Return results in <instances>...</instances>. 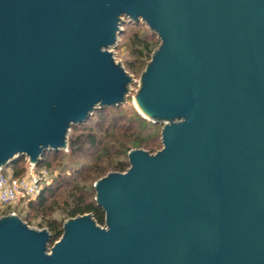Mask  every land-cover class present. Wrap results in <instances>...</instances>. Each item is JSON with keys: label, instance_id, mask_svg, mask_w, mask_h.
Instances as JSON below:
<instances>
[{"label": "water", "instance_id": "1", "mask_svg": "<svg viewBox=\"0 0 264 264\" xmlns=\"http://www.w3.org/2000/svg\"><path fill=\"white\" fill-rule=\"evenodd\" d=\"M123 17L160 41L133 101L162 147L95 181L105 226L68 218L50 246L0 216V264H264V0H0V167L126 102Z\"/></svg>", "mask_w": 264, "mask_h": 264}, {"label": "rangeland", "instance_id": "2", "mask_svg": "<svg viewBox=\"0 0 264 264\" xmlns=\"http://www.w3.org/2000/svg\"><path fill=\"white\" fill-rule=\"evenodd\" d=\"M122 19V33L118 35L115 45L109 49L116 61L126 69L132 78V82L127 87L126 102L120 104L119 107H105L102 111H96L98 110L96 109V112L94 111L82 124H76V128L74 129L70 128L67 136V145L55 155L51 151L48 152L51 153L47 156L51 162V169L48 171L50 182L56 177H64L70 184L77 183L89 189L91 186H94L98 178L113 171L112 168H108L104 174L99 176L92 169L90 170L89 167L96 165L100 167L101 165L104 166L109 160L116 161L122 159L127 161L128 152L125 153V150L129 151L137 148L134 145L136 139L142 141L140 143V148L142 149L147 150V143L153 146L152 153H155L162 147L161 129L163 124L160 122L154 123L148 118L143 117L136 109L133 101L139 88L141 73L150 60L147 59L144 66L136 61L137 59L133 55V38L136 32L145 35L147 40L150 39L153 42L154 50L159 45V39L141 20L138 21V24L134 25L129 22L128 18L123 17ZM133 63L134 68L132 69L129 65ZM135 113L145 118L149 122L148 125L145 127L141 126L139 121H136L133 117ZM87 133L96 136L99 139V143L91 145L83 141L86 139L84 136L78 143H75L73 148L69 146V141L74 139L75 136H83ZM102 147L105 149L103 150ZM27 163L28 158L24 156L20 164L24 167L25 165L27 166ZM1 168L3 171H11L9 166H2ZM87 169L89 171H86ZM24 170L26 171V168ZM69 189L70 186L66 185L55 189V195L48 200L45 209L38 208L36 204L31 208L27 202L22 201L0 209V216L15 212V215L23 220L26 214H28L29 223L27 224L37 229L46 228L45 220L43 219H57L64 223L68 219L63 212V207Z\"/></svg>", "mask_w": 264, "mask_h": 264}, {"label": "trees", "instance_id": "3", "mask_svg": "<svg viewBox=\"0 0 264 264\" xmlns=\"http://www.w3.org/2000/svg\"><path fill=\"white\" fill-rule=\"evenodd\" d=\"M129 22L134 25L138 24V22H133L130 20ZM121 33L122 31L120 32V34ZM133 44H134L133 55L136 57L137 59L136 61H138L139 64L144 66L146 60L151 58V54L154 51V44L150 39L147 40L145 35H141L138 32H136L135 37L133 38ZM129 67L133 69L134 63L129 65ZM119 106L120 105L114 107H119ZM104 108L105 107L99 108L96 111H102L104 110ZM133 117L136 121L138 120L140 125L143 127L147 126L149 123L145 118H142L140 115L136 113L133 114ZM75 126L76 125L72 126L71 128L74 129L76 128ZM84 136L86 139L83 141L88 142L91 145H95L96 143H99V139L96 136H94L91 133H87L84 134L83 136L82 135L75 136L74 139L69 141V146L73 148L75 146V143H78L79 140H81V138H83ZM140 143H142V141L139 139H136L134 141V145L137 148H140L141 146ZM102 149L104 150L105 148L102 147ZM146 149L148 152L152 153V149H154V147L150 146V144L147 143ZM49 151L53 152L55 155L59 150L58 151L45 150L42 153L40 160L36 163V166L38 168H45L48 171L51 169V162L47 157L48 154H51L48 153ZM127 152L128 151L125 150V153ZM23 157L24 156H19L7 164V166L11 168V171L14 176H21L25 171L24 168H26V165L23 167L21 166L22 164H20L23 161ZM128 167H129V161L128 160L125 161L121 159L116 161L109 160L104 166L101 165L100 167L96 165L93 167H89V169L90 170L92 169L96 175L100 176L104 174V172L108 168H112L113 171L123 172L127 170ZM89 169H87L86 171H89ZM53 180L50 183L44 185L41 192L34 199L27 201L29 207L33 208L34 205L36 204L38 208L45 209L47 207L48 200L55 195V189L61 187L62 185L64 186L66 185V186H70V189L67 191V198L64 200L63 212L65 216L67 218H72L85 213H90L94 218V220L99 225L105 226V212L103 211L102 207L96 203V200L94 198L96 196L94 186H91L89 189H87L84 185L80 186L77 183L70 184V182H68L64 177L62 178L56 177ZM28 218L29 215L26 214L25 219L23 220H25L26 223H29ZM43 220H45L44 222L46 225V229H48L51 234V240H50V246H51L56 240H58L61 237L63 233V222L57 219H43Z\"/></svg>", "mask_w": 264, "mask_h": 264}, {"label": "built area", "instance_id": "4", "mask_svg": "<svg viewBox=\"0 0 264 264\" xmlns=\"http://www.w3.org/2000/svg\"><path fill=\"white\" fill-rule=\"evenodd\" d=\"M49 182L48 170L38 168L29 160L21 176H14L12 171H3L0 167V209L34 199Z\"/></svg>", "mask_w": 264, "mask_h": 264}, {"label": "bare ground", "instance_id": "5", "mask_svg": "<svg viewBox=\"0 0 264 264\" xmlns=\"http://www.w3.org/2000/svg\"><path fill=\"white\" fill-rule=\"evenodd\" d=\"M134 105H135V103H134ZM136 106V105H135Z\"/></svg>", "mask_w": 264, "mask_h": 264}]
</instances>
